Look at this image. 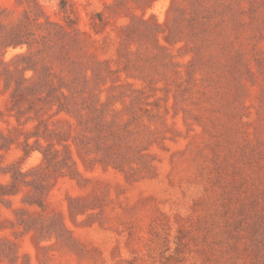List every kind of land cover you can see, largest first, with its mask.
Segmentation results:
<instances>
[{
	"label": "rangeland",
	"instance_id": "obj_1",
	"mask_svg": "<svg viewBox=\"0 0 264 264\" xmlns=\"http://www.w3.org/2000/svg\"><path fill=\"white\" fill-rule=\"evenodd\" d=\"M0 264H264V0H0Z\"/></svg>",
	"mask_w": 264,
	"mask_h": 264
}]
</instances>
